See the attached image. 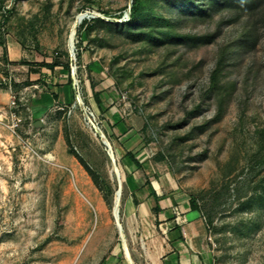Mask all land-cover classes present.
<instances>
[{
  "label": "rangeland",
  "instance_id": "rangeland-1",
  "mask_svg": "<svg viewBox=\"0 0 264 264\" xmlns=\"http://www.w3.org/2000/svg\"><path fill=\"white\" fill-rule=\"evenodd\" d=\"M259 3L237 18L241 12L232 7L201 15L184 0H141L139 24L156 30L145 40L117 25L133 0H0V264H159L168 227L155 211L138 218L124 211L135 199L123 159L130 144L150 166L140 178L168 177L175 221L184 202L198 205L212 264H264ZM162 18L172 25L158 26ZM250 36L253 49L245 54L237 42ZM12 39L72 64L77 87L70 102L43 106L39 97L51 84L8 68ZM94 92L101 94L100 113ZM113 115L128 132L124 139L106 129L119 120ZM76 169L94 193L93 206L75 187ZM116 169L123 236L114 217Z\"/></svg>",
  "mask_w": 264,
  "mask_h": 264
},
{
  "label": "crops",
  "instance_id": "crops-1",
  "mask_svg": "<svg viewBox=\"0 0 264 264\" xmlns=\"http://www.w3.org/2000/svg\"><path fill=\"white\" fill-rule=\"evenodd\" d=\"M83 57L87 63H92L90 57L84 54ZM7 60L8 68L13 73L23 74V76L20 75V78L27 77V80L31 82L41 79L47 84H51L52 87H49V92L41 94L39 97L43 106L44 104L51 106L57 100L65 103L70 102L74 87L68 86L69 81L60 80V78H70V70H67V64L57 59L45 58L37 51H29L15 39L7 44ZM52 64H56L53 69L50 67ZM69 65L72 66L71 63ZM62 83L64 84L61 85ZM103 95L106 98L109 96L107 92ZM112 117L119 119L116 120L118 124L110 122L113 128L108 127V132L116 136H118L116 132H120L121 135L127 134L128 132L124 128L122 129L121 118L117 115ZM126 153L123 157L124 164L128 161L125 157ZM137 159L142 164L140 168H136L134 165H129L126 168V187L140 203H136L135 199H129L125 204L124 211L126 215L133 214L135 218H138V215L141 217L155 211L157 212L155 213V220L161 221V226L168 227L166 239L163 240V252L160 255L159 264H212L214 254L209 243L207 225L200 211L193 210L189 202H184L179 208L184 217L180 214L181 217L175 221L176 214L168 196L167 185L171 184L168 177H165L164 181L161 179L160 183H155L150 175L148 178L146 176L144 179L140 178V174H150L151 171L150 166L144 164L146 156H138ZM157 165L161 174L167 173L162 163ZM153 170L157 172L156 168Z\"/></svg>",
  "mask_w": 264,
  "mask_h": 264
},
{
  "label": "trees",
  "instance_id": "trees-1",
  "mask_svg": "<svg viewBox=\"0 0 264 264\" xmlns=\"http://www.w3.org/2000/svg\"><path fill=\"white\" fill-rule=\"evenodd\" d=\"M186 3H189L192 5V7L194 9H196L197 13L201 14V15H207L208 12H215L218 11L220 9L226 8V7H232L233 9H239L240 12L244 9H248L249 11H254L255 9H259L261 4L259 3L260 0H200V2L198 1L197 3H194V0H184ZM140 3L141 0H133V4L132 6L129 8V15H130V19L127 22H123L122 24H117L118 26H121L122 29H126L128 31H131L133 34H136L135 36L139 37V39H155L156 38V30L154 29V25L153 28H150V31H144L145 29V25L144 24H139L140 19L144 16H141L143 14V10H140ZM208 11V12H207ZM244 12H241L240 14H237L236 17L240 18L242 16ZM264 14V13H263ZM154 17L153 19H158L154 14H152ZM157 23V22H156ZM254 26L257 24L256 20L253 21ZM158 26H171L172 25V20H170L169 18H162V22L160 21V23H157ZM160 35H170V31L169 30H158ZM180 38H187V39H195V37H180ZM254 42V38L253 36L250 37H244L242 39H240L237 42V45L243 46V48H245V54H248L250 52H252L253 47L251 45H253ZM22 44V43H21ZM23 45V44H22ZM70 62L67 64V70H70ZM54 66H56V64H52L50 65V67H52V69L54 68ZM215 79V77L213 76V80ZM68 86H73V78L70 76L69 79V83ZM74 87V86H73ZM94 105L97 107L95 110H97L99 113L101 112V108L102 107V99H101V94L94 92ZM109 97V96H107ZM116 124H118V122H116ZM115 124V125H116ZM108 127L110 129L113 128V126L111 124H108ZM106 129L108 130V128L106 127ZM110 134V133H109ZM112 135V134H111ZM125 136L123 135L124 139ZM132 145H128L127 147V153H126V158H127V162L125 163V167L128 168L129 165H134L136 168H140L141 167V163L139 162V160L137 159L138 156H142L144 154H141V152L139 151H135L131 150ZM142 150V149H141ZM88 171V170H87ZM89 172V171H88ZM261 198H264V193L261 195ZM191 207L193 210L195 211H199V207L198 205L193 201L191 204Z\"/></svg>",
  "mask_w": 264,
  "mask_h": 264
},
{
  "label": "bare ground",
  "instance_id": "bare-ground-1",
  "mask_svg": "<svg viewBox=\"0 0 264 264\" xmlns=\"http://www.w3.org/2000/svg\"><path fill=\"white\" fill-rule=\"evenodd\" d=\"M87 18L88 17H86V16L80 17L79 18V23H81L83 20H85ZM75 38H76V32H75V30H73V32L71 34V40H72L73 44L75 42ZM12 45H13V43H12ZM13 56H14V54H13ZM115 171H116V174H117V181H118L120 190H118L116 192V195H115L114 217L116 219H118L117 216L119 215V220H120V213H121L120 204H121L122 195H123V190H121V188H123V181H122V176H121V173H120L119 169H116ZM73 176H74V182H75L76 189L80 192V194L87 201V203L90 206H93V204L96 201V199H95L94 193H93L91 187H89V184H88L87 180L85 179L84 175H82V173L78 169H76L73 172ZM116 222H117V220H116ZM117 228L119 230L118 223H117ZM119 233L122 236V233L120 232V230H119ZM76 262L77 261H75V263Z\"/></svg>",
  "mask_w": 264,
  "mask_h": 264
},
{
  "label": "built area",
  "instance_id": "built-area-1",
  "mask_svg": "<svg viewBox=\"0 0 264 264\" xmlns=\"http://www.w3.org/2000/svg\"><path fill=\"white\" fill-rule=\"evenodd\" d=\"M123 19H124L125 22L129 21V19H130V15H129V13H126ZM73 58H74V57H73ZM74 61H75V64H76V63H77L76 54H75ZM76 87H77L76 84H74V89H76ZM89 109H90V108H89ZM91 114H92L93 117L95 116V113H94V112H93V113L91 112ZM179 212H180V211H177V212H176L178 216L180 215Z\"/></svg>",
  "mask_w": 264,
  "mask_h": 264
},
{
  "label": "water",
  "instance_id": "water-1",
  "mask_svg": "<svg viewBox=\"0 0 264 264\" xmlns=\"http://www.w3.org/2000/svg\"><path fill=\"white\" fill-rule=\"evenodd\" d=\"M73 57L75 58V53H73ZM117 217H118V219H116V220H117V223H118V226H119V230H120V232L122 233V236H123V227H122V225L119 223V215H118Z\"/></svg>",
  "mask_w": 264,
  "mask_h": 264
}]
</instances>
